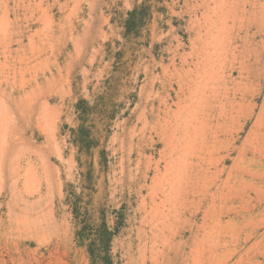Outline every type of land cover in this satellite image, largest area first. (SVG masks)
I'll return each mask as SVG.
<instances>
[{
  "label": "rangeland",
  "instance_id": "374dc122",
  "mask_svg": "<svg viewBox=\"0 0 264 264\" xmlns=\"http://www.w3.org/2000/svg\"><path fill=\"white\" fill-rule=\"evenodd\" d=\"M0 264H264V0H0Z\"/></svg>",
  "mask_w": 264,
  "mask_h": 264
},
{
  "label": "trees",
  "instance_id": "16d2710c",
  "mask_svg": "<svg viewBox=\"0 0 264 264\" xmlns=\"http://www.w3.org/2000/svg\"><path fill=\"white\" fill-rule=\"evenodd\" d=\"M76 108L79 113L81 123L77 128L72 129V141L73 143H75V145L78 146L79 150L83 152L85 150H90L97 144L95 139L91 137V132L86 126V121L89 118L93 107L89 106L88 102L83 99L76 104ZM102 153H104V150H102ZM85 175L86 174L82 173V176L84 177L83 180H88L87 176ZM67 199L72 206L74 217L76 218L77 224L79 226V229L76 232L78 238L82 241H85L87 239L91 240L88 245L92 253L97 248L100 254H105L104 249L107 248L106 244L109 242L110 237L113 234V231L109 230L106 220L103 219V222L95 233V237L90 239V234L87 232L88 225L86 223V219H84L83 216V213H86V208L81 205L80 196L73 193V191H70V193H68Z\"/></svg>",
  "mask_w": 264,
  "mask_h": 264
}]
</instances>
